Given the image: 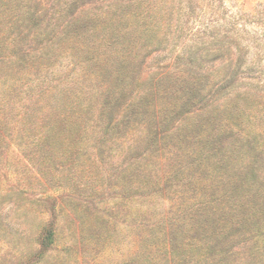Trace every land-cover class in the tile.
<instances>
[{
    "label": "rangeland",
    "instance_id": "1",
    "mask_svg": "<svg viewBox=\"0 0 264 264\" xmlns=\"http://www.w3.org/2000/svg\"><path fill=\"white\" fill-rule=\"evenodd\" d=\"M67 1L76 4L80 16L105 3L0 0V13L7 14L0 18L1 50L13 46L10 21L14 11H8L10 5L17 3L22 18L27 14L24 11L47 13L55 3L63 5ZM171 1L152 0L155 15L164 20L168 15L164 3ZM173 1L169 9L176 21L181 19L179 3ZM213 2V7L222 6L225 17L243 15L248 19L247 29L264 33V0H205L195 7L193 17L221 20L216 12L209 16L211 10L206 5ZM29 32L25 47L35 53L41 41L38 33ZM134 36L138 38V34ZM135 37L133 40H137ZM183 39L164 49L155 48L161 50L151 51L143 61L142 51L148 52L149 47L140 50V44L133 43L127 52L134 53L125 55L134 70L130 78L135 80L117 81L124 82L123 86L114 88V101L104 110L99 105L98 110L96 106L91 109L88 103V98L95 97V103L99 93H105L104 79L93 78L85 63L81 67L66 66L65 60L60 63L65 54L60 50L44 57L43 62H37L43 56L16 55V65L0 67V264H211L203 251L206 243L200 242L206 230L200 228L194 211L205 198L203 184L207 178L202 175L204 181L196 182L195 168L183 156L199 133L189 132V140L173 150L170 143L174 139L168 129L198 119L200 129H206L199 140V144L206 142L205 147L208 140L220 136L223 144L237 137L227 128L232 125L215 121L214 96H188L187 108L177 118L163 120L152 145L149 141L155 133L150 136L143 127L141 134H132L122 127L105 131L104 126L121 119L125 108L135 102L134 87L141 89L152 105L169 112L172 102H177L176 89L183 79L173 75ZM92 43L95 47V41ZM69 44L67 51L76 50L75 44ZM254 51L247 54L248 59L254 57ZM220 59H201V70L194 68L192 74H199ZM31 93L41 100L36 112L29 114L23 104ZM30 115L34 124L20 131L18 121ZM49 119L56 122L54 130H48ZM178 151L181 156H176ZM238 240L230 245L232 262L227 263L264 264L263 234L257 232L246 242L241 237Z\"/></svg>",
    "mask_w": 264,
    "mask_h": 264
},
{
    "label": "trees",
    "instance_id": "2",
    "mask_svg": "<svg viewBox=\"0 0 264 264\" xmlns=\"http://www.w3.org/2000/svg\"><path fill=\"white\" fill-rule=\"evenodd\" d=\"M204 1L178 0L181 19L176 21L169 9L174 4L173 0L164 3L168 7L164 20L162 16L155 15L156 7L152 0H105L96 9L85 10L83 16L76 14V4L70 1L63 5L55 3L47 9V13L44 10L24 11L20 7L27 13L22 18L18 13L21 10L14 3L8 8V11H14L10 21L13 46L6 51L0 47V67L12 68L16 65V55L23 58L43 56L37 59V62H43L44 57L60 50L65 53L60 63L65 60L66 66L80 67L85 63L93 78L104 79L105 93H99L101 95L95 103V97L88 98L91 109L96 106V110L99 107L104 110L109 109L114 101V88L123 86L124 82L117 81L135 80L130 78L134 70L125 55L134 53L127 52L133 43H139L137 49L140 50L149 47L148 52L142 51L143 61L151 51L161 50L155 48L163 46L164 49L184 38L183 47L177 55L180 61L173 70L174 78L176 75L179 79L183 78L176 89L178 103L173 101L169 112L165 113L161 106L152 105V100L145 97L141 89L134 87L132 100L135 102L125 108L121 119L116 122L110 120L104 126L105 131L122 127L132 134L140 133L143 127L150 136L155 133L149 141L152 145L156 142V131L163 120L171 121L172 117L177 118L187 108L191 99L188 96L204 93L214 96L215 121H226L232 125L227 128L237 133V137L223 144L220 136L217 140H208L209 145L205 147L206 142L199 144V140L206 129H200L202 126L198 119L187 123L183 121L176 129H168V135L174 139L170 148L178 150L177 147L189 140V132L199 133L195 134L197 139L192 141L190 148L183 151V156L195 168L193 177L196 182L204 181L202 175L207 178L203 184L205 198L201 201L202 205L194 209L200 228L206 230L204 241L200 242L206 243L203 251L207 262L214 264L216 259L217 264H229L227 262H232L233 255L230 245L233 247L240 237L242 242H246L257 232L264 235V44L261 43L264 33H252L247 29L245 22L248 19L243 15L225 17L222 6L213 7L214 2L207 3L206 9L211 10L209 16H215L216 12L221 20L207 21L193 17L195 7ZM68 4L73 7L69 8ZM69 12L74 15L66 14ZM3 17L6 18L7 14L3 16L0 13V18ZM29 31L38 33L41 41L35 53L25 47L24 40ZM134 34H138V38ZM258 36H261L260 41H257ZM134 37L137 40H133ZM69 43L75 44L76 50L67 51ZM251 51H254V57L248 59L247 54ZM210 56H218L221 61L193 75L192 69L201 70V59ZM110 82L112 84L108 87ZM30 96L23 104L29 114L36 112L35 107L41 100V97L33 98L32 93ZM28 118L30 120L24 116L18 121L22 126L20 131H24L26 125L34 124L32 116ZM55 124L49 119L48 130H54ZM176 156H181V153L178 151ZM244 263L250 264L247 261Z\"/></svg>",
    "mask_w": 264,
    "mask_h": 264
}]
</instances>
